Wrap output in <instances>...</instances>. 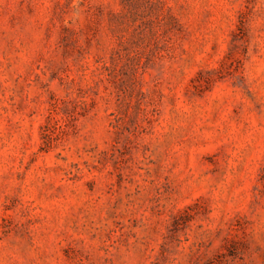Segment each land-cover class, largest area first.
<instances>
[{
    "label": "rangeland",
    "instance_id": "obj_1",
    "mask_svg": "<svg viewBox=\"0 0 264 264\" xmlns=\"http://www.w3.org/2000/svg\"><path fill=\"white\" fill-rule=\"evenodd\" d=\"M0 264H264V0H0Z\"/></svg>",
    "mask_w": 264,
    "mask_h": 264
}]
</instances>
